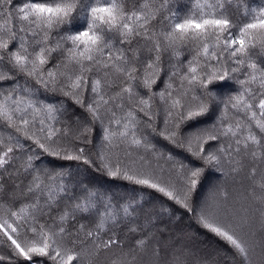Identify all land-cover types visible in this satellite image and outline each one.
Returning a JSON list of instances; mask_svg holds the SVG:
<instances>
[{"label": "snow or ice", "instance_id": "6c2138e0", "mask_svg": "<svg viewBox=\"0 0 264 264\" xmlns=\"http://www.w3.org/2000/svg\"><path fill=\"white\" fill-rule=\"evenodd\" d=\"M0 130V264H216L184 243L186 221L225 264H252L264 0H0ZM243 171L255 206L238 213L227 184Z\"/></svg>", "mask_w": 264, "mask_h": 264}, {"label": "trees", "instance_id": "16d2710c", "mask_svg": "<svg viewBox=\"0 0 264 264\" xmlns=\"http://www.w3.org/2000/svg\"><path fill=\"white\" fill-rule=\"evenodd\" d=\"M4 86H8L5 84ZM2 131V130H0ZM161 147L167 148V150L173 151L174 155L179 156L181 159H185L187 154L178 148H173L170 145H167L166 142L161 143ZM46 164H49L50 167H64V168H72L75 169L77 167V162L74 161H64L57 158L48 157L45 160ZM216 175L209 170V173L204 178L203 186L200 189L201 195L207 194V191L211 185V182L216 179ZM92 181L96 184H103L108 187L118 188L121 192L126 190H130L127 186V182L119 180L117 178L107 177L103 173L90 172L87 176V180L85 183ZM252 187V182L248 178L247 171L241 172L234 179H230L227 184V188L230 194L231 200L234 202V206L238 213H243L245 209H251L255 206L253 201L252 194L250 189ZM145 195H149V193H145ZM155 195V194H153ZM184 232L190 233V237L184 239V243L191 248L197 258H211L216 261V264H225V257L223 255L224 252H227L229 256H231V252L226 248V246L217 239L213 234L207 232V230L201 229L192 221L190 224L186 221L184 226ZM260 236V228L259 224L255 225V239H259ZM0 254H6L2 248H0ZM112 255H107L102 257L107 264V261L114 259ZM149 257L145 256L147 260ZM252 264H264V252L257 245L252 251L251 254Z\"/></svg>", "mask_w": 264, "mask_h": 264}]
</instances>
